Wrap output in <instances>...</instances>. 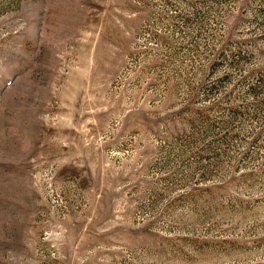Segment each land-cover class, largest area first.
I'll return each instance as SVG.
<instances>
[{
	"label": "rangeland",
	"instance_id": "374dc122",
	"mask_svg": "<svg viewBox=\"0 0 264 264\" xmlns=\"http://www.w3.org/2000/svg\"><path fill=\"white\" fill-rule=\"evenodd\" d=\"M0 264H264V0H0Z\"/></svg>",
	"mask_w": 264,
	"mask_h": 264
}]
</instances>
